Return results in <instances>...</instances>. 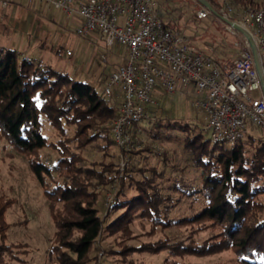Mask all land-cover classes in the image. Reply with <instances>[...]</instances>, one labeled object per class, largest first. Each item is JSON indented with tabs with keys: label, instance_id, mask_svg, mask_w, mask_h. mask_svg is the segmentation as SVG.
<instances>
[{
	"label": "trees",
	"instance_id": "obj_1",
	"mask_svg": "<svg viewBox=\"0 0 264 264\" xmlns=\"http://www.w3.org/2000/svg\"><path fill=\"white\" fill-rule=\"evenodd\" d=\"M154 1L164 27L183 35L178 18L182 14L195 22L216 19L224 1L240 10L264 6L261 0H207L216 14L197 19L195 13L202 8L197 0H191L192 4L183 0L181 7H176V0ZM1 22L0 36L8 27ZM212 49L208 57L219 64L238 54V48L228 42ZM121 100L106 96L104 89L97 91L86 81L43 67L0 40V141L26 158L43 189L54 226L49 264H112L107 258L115 256L122 264H142L131 256L162 252L164 264H189L185 257L221 253L232 255L233 264H264L262 133L258 137L248 133L235 143L213 142L192 121L152 116L156 109L149 105L145 108L149 137L140 147L123 152L110 131ZM42 119L53 128L57 141L42 134ZM144 120L132 126V135L143 131ZM161 130L167 137L170 133L181 136L183 153L198 174L196 182L185 179L187 165L179 167L168 150L156 149L153 142L160 139ZM87 152L94 158L88 159ZM125 156L127 164L120 169ZM110 189L111 200L106 199L109 203L101 212L103 193ZM184 200L196 201L200 209L172 218V210ZM12 204V199L0 196V264L20 252L13 250L21 245L5 243L8 224L4 214ZM137 220L148 222L149 230L134 233L131 226ZM172 226L187 227V236L139 240ZM201 232L208 236L199 242ZM106 236L112 237L115 246L104 247L98 261L97 243ZM131 241L140 243L129 245Z\"/></svg>",
	"mask_w": 264,
	"mask_h": 264
},
{
	"label": "rangeland",
	"instance_id": "obj_2",
	"mask_svg": "<svg viewBox=\"0 0 264 264\" xmlns=\"http://www.w3.org/2000/svg\"><path fill=\"white\" fill-rule=\"evenodd\" d=\"M9 6L17 7L19 12L9 16L7 10H0V21L5 23L9 17L10 24L3 28L4 35L0 36L3 44L17 49L22 54L34 59L41 66L51 68L69 76L83 80L92 85L97 91L102 92L109 75L121 65H124L127 50L124 46L114 44L107 46L99 33H91L87 36H78L76 29L80 26V19L75 16H66L53 12L45 0L28 3L27 0H8ZM176 7H181L183 0ZM191 3V0H187ZM264 1V0H261ZM192 4V3H191ZM174 16V15H172ZM176 18V17H175ZM181 32L188 38L189 42L204 55L213 54L215 44L236 46L240 41L239 36L229 34L225 29V23L218 19H206L190 21L183 14L179 16ZM177 19V18H176ZM2 26L0 25V28ZM221 40V42H220ZM226 49V48H225ZM68 52L70 53L68 55ZM234 57L231 56L230 58ZM229 58V59H230ZM256 96V93H254ZM112 98H122L118 88L112 89ZM202 95L195 92L194 85L186 90L177 89L172 93H165L160 88L154 90L152 99L153 107L156 109L152 116L163 117L174 120L192 121L199 128H203L206 114L192 105ZM150 117V115H149ZM143 131L134 134L137 145L149 137L146 128L148 116L144 118ZM42 134L50 141H57L58 136L53 128L44 120ZM161 137L153 144L158 151H167L179 167L188 166L185 179L196 182L198 174L189 166L188 157L183 153L181 136L170 133L167 137L163 130ZM248 133L260 136L261 131L251 126ZM71 136V130L68 131ZM208 138L207 133H204ZM55 159L52 151L46 150ZM93 153H86L88 159H92ZM155 162V160H154ZM113 189L106 190L101 199V212H104L109 203ZM0 196L12 199L13 204L5 211L4 218L8 224L6 229V244L21 245L14 248L13 258L7 257V264H49L47 253L50 248V238L54 231L52 220L48 214L47 201L42 187L33 178L26 158L16 152L5 140L0 141ZM110 196V197H109ZM109 198V199H107ZM106 199L108 200L106 202ZM191 205V206H190ZM200 209L199 203L184 200L182 204L172 210V218L189 216ZM134 233L140 234L149 230V223L137 220L131 226ZM188 234V228L172 226L164 231H158L153 236H143L140 241L154 242L164 236L171 239H182ZM208 233L201 232L197 241H203ZM112 237H104L97 246L98 253H103L104 247L113 248ZM140 241H131L128 244L139 245ZM118 249V247H116ZM99 256L98 261L103 258ZM142 264H164L165 252L159 254L136 253L131 256ZM112 264H122L118 256L107 258ZM115 259V262L113 261ZM232 255L221 253L204 258L185 257L184 261L189 264H233Z\"/></svg>",
	"mask_w": 264,
	"mask_h": 264
},
{
	"label": "built area",
	"instance_id": "obj_3",
	"mask_svg": "<svg viewBox=\"0 0 264 264\" xmlns=\"http://www.w3.org/2000/svg\"><path fill=\"white\" fill-rule=\"evenodd\" d=\"M35 1L43 0H27ZM45 1L54 12L80 19L78 36L99 33L107 46L126 48L124 65L109 75L104 87L106 96L112 95L113 88L122 96L110 131L123 152L138 147L131 128L145 118V108L153 105L152 94L157 88L172 93L194 85L202 98L192 105L206 114L203 131L213 142L235 143L251 126L264 136V89L253 53L247 37L222 20L236 24L250 36L264 80V6L240 10L228 1L222 3L217 17L240 41L236 43L238 54L219 64L193 47L185 35L166 29L154 0ZM7 4V0H0L2 8ZM195 14L197 19H205L211 11L202 7ZM126 164V156L121 157L120 169Z\"/></svg>",
	"mask_w": 264,
	"mask_h": 264
},
{
	"label": "water",
	"instance_id": "obj_4",
	"mask_svg": "<svg viewBox=\"0 0 264 264\" xmlns=\"http://www.w3.org/2000/svg\"><path fill=\"white\" fill-rule=\"evenodd\" d=\"M197 1H198V3L201 4L202 7H205L207 9H209L213 14H216L214 12V10L212 9V7L210 6V4L208 3L207 0H197ZM216 15H218V14H216ZM222 20L224 22L228 23V24H231L235 29H237L238 31H240L242 34H244L247 37V40H248V43H249V47H250V49H251V51L253 53L254 61H255V64L257 66V71H258V74H259V77H260L261 85H262V88L264 89V80H263L261 63H260L258 54L255 51L254 44H253L252 40L250 39V36L242 28H240L236 24H234V23H232V22H230V21H228L227 19H224V18H222Z\"/></svg>",
	"mask_w": 264,
	"mask_h": 264
},
{
	"label": "crops",
	"instance_id": "obj_5",
	"mask_svg": "<svg viewBox=\"0 0 264 264\" xmlns=\"http://www.w3.org/2000/svg\"><path fill=\"white\" fill-rule=\"evenodd\" d=\"M7 2H8V4H7V6L4 8V9H2V7H1V5H0V10L2 9V10H7L8 11V14H9V16H11L13 13H15V12H19V9L17 8V7H13V6H9V1L7 0ZM50 8V7H49ZM51 9V8H50ZM54 12V11H53ZM57 13V12H56ZM10 21H11V18L9 17L7 20H5L4 22L5 23H7V24H10Z\"/></svg>",
	"mask_w": 264,
	"mask_h": 264
}]
</instances>
